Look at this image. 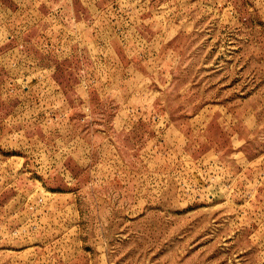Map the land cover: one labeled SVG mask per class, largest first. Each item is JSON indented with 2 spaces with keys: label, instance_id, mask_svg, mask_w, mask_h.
Wrapping results in <instances>:
<instances>
[{
  "label": "rangeland",
  "instance_id": "obj_1",
  "mask_svg": "<svg viewBox=\"0 0 264 264\" xmlns=\"http://www.w3.org/2000/svg\"><path fill=\"white\" fill-rule=\"evenodd\" d=\"M0 264H264V0H0Z\"/></svg>",
  "mask_w": 264,
  "mask_h": 264
}]
</instances>
